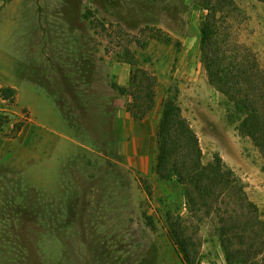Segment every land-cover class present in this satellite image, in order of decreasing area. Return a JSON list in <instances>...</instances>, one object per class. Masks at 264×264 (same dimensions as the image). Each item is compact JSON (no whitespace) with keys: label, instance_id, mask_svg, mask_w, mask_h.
<instances>
[{"label":"rangeland","instance_id":"obj_1","mask_svg":"<svg viewBox=\"0 0 264 264\" xmlns=\"http://www.w3.org/2000/svg\"><path fill=\"white\" fill-rule=\"evenodd\" d=\"M231 1L222 33L264 69V4ZM197 3L0 0V264H183L165 221L185 214L182 189L154 173L162 103L174 94L203 163L220 157L264 222V159L207 81ZM117 64L129 72L117 78ZM132 70L155 81L139 122L113 88L127 89ZM189 224L200 263L226 264L216 221Z\"/></svg>","mask_w":264,"mask_h":264},{"label":"trees","instance_id":"obj_2","mask_svg":"<svg viewBox=\"0 0 264 264\" xmlns=\"http://www.w3.org/2000/svg\"><path fill=\"white\" fill-rule=\"evenodd\" d=\"M225 4L233 2L198 0L197 6L206 12L199 29L200 63L209 85L239 114L238 133L264 159V69L239 46L232 47L222 33ZM154 84L147 73L132 70L127 89L113 85L121 95L131 97L127 111L133 121H142L153 109ZM2 93L8 99L14 90L6 88ZM202 156L198 136L183 116L177 96L168 95L156 127L154 173L160 181L174 180L182 189L185 214L165 216L168 239L181 262L201 264L200 245L189 234V223L212 219L226 264H264V222L257 206L220 157L204 164ZM146 190L150 195V188Z\"/></svg>","mask_w":264,"mask_h":264},{"label":"crops","instance_id":"obj_3","mask_svg":"<svg viewBox=\"0 0 264 264\" xmlns=\"http://www.w3.org/2000/svg\"><path fill=\"white\" fill-rule=\"evenodd\" d=\"M127 72H129V69H128V67H127L126 64H117V65L114 66V68H113V73H114V75H115L117 78H119V77L125 75ZM119 80H120V79H119ZM126 83H127V82H126ZM126 83H125V82H123V83H120V82H119V85H121V86H126V85H127Z\"/></svg>","mask_w":264,"mask_h":264}]
</instances>
